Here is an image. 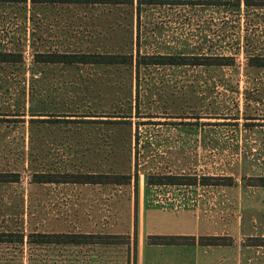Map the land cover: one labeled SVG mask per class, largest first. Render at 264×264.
Instances as JSON below:
<instances>
[{"label":"rangeland","instance_id":"obj_1","mask_svg":"<svg viewBox=\"0 0 264 264\" xmlns=\"http://www.w3.org/2000/svg\"><path fill=\"white\" fill-rule=\"evenodd\" d=\"M0 53L18 61L0 63V174L19 176L0 182V233L25 236L0 243V264H48L63 250L27 243L31 233L111 238V264H138L130 235L146 245L150 235L189 232L199 245L222 237L243 264H264V246H256L264 245V70L246 67L249 55L264 54V9L143 6L139 17L137 0L0 4ZM43 53L133 55L135 62L36 63ZM138 53L225 55L236 63L138 73ZM35 174L131 182L42 185ZM162 176L196 184H150ZM151 251L144 264H152ZM168 259L164 253L154 262Z\"/></svg>","mask_w":264,"mask_h":264},{"label":"trees","instance_id":"obj_2","mask_svg":"<svg viewBox=\"0 0 264 264\" xmlns=\"http://www.w3.org/2000/svg\"><path fill=\"white\" fill-rule=\"evenodd\" d=\"M29 0H0V4H21ZM35 5H132L134 0H30ZM205 6V7H230L238 13L251 9H264V0H137V15L143 6ZM248 20V19H247ZM248 25V23H247ZM138 35V41H139ZM15 54L0 53V63L18 62L14 59ZM247 69L264 70V54L249 55L247 57ZM133 55L116 54H83V53H43L37 54L35 62L44 65H64V66H125L134 64ZM236 60L234 57L225 55H141L138 53L136 68L140 73L141 68L149 67H205L224 68L234 67ZM140 80L137 84L138 95L140 94ZM18 174H0L1 183L18 182ZM152 185H195L196 179L162 176L151 177ZM33 182L35 184H73V185H125L131 182L130 177L115 175H91V174H35ZM203 185L220 186L225 183H213L211 179H204ZM264 187V183L260 185ZM27 243L34 245L43 244H65L83 245L97 242L98 237L80 234L65 233H31L27 236ZM24 234L0 233V243H24ZM185 236H157L150 235L148 243L151 245H171L183 246L196 244L194 237ZM106 240L111 238H103ZM201 246L218 247L228 246L222 237H208ZM112 243V242H111ZM114 244V243H113ZM256 246H264L257 244Z\"/></svg>","mask_w":264,"mask_h":264},{"label":"crops","instance_id":"obj_3","mask_svg":"<svg viewBox=\"0 0 264 264\" xmlns=\"http://www.w3.org/2000/svg\"><path fill=\"white\" fill-rule=\"evenodd\" d=\"M199 226V225H198ZM197 227V225H195ZM192 229V228H191ZM159 235H166L158 233ZM171 235V234H170ZM217 235V234H214ZM87 236H96L91 233ZM181 236H196L195 233L189 232L187 235ZM134 240V245L137 247L138 264H144L146 250L151 248V257L153 259L152 264H156L154 261L164 253L169 257V264H243L240 262V253L236 247L232 246H220L215 248H208L200 246L198 243L194 245L183 246H171V245H151L144 244V237L139 239L138 235H130ZM139 241V244H138ZM51 245L55 248L61 247L63 250H55L57 253L50 258H55L53 261H49L48 264H111L109 260L113 257L116 251H113L110 247L102 242L87 243L83 245H65V244H43ZM43 245H38L42 247ZM50 246V247H51ZM87 246L96 247L87 249ZM116 246V245H115ZM83 247H87L83 249ZM67 248V251L64 250ZM72 249V250H71ZM59 252V254H58ZM136 254V252H135ZM167 260V261H168Z\"/></svg>","mask_w":264,"mask_h":264}]
</instances>
